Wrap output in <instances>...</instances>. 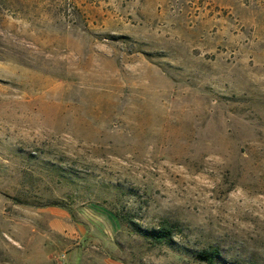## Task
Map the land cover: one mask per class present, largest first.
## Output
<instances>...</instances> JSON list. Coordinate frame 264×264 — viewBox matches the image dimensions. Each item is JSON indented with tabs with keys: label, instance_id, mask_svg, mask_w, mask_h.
<instances>
[{
	"label": "rangeland",
	"instance_id": "1",
	"mask_svg": "<svg viewBox=\"0 0 264 264\" xmlns=\"http://www.w3.org/2000/svg\"><path fill=\"white\" fill-rule=\"evenodd\" d=\"M64 262L264 264V0H0V264Z\"/></svg>",
	"mask_w": 264,
	"mask_h": 264
},
{
	"label": "trees",
	"instance_id": "2",
	"mask_svg": "<svg viewBox=\"0 0 264 264\" xmlns=\"http://www.w3.org/2000/svg\"><path fill=\"white\" fill-rule=\"evenodd\" d=\"M173 228L169 224H164L158 229L145 230L144 234L146 237L156 240L157 242H170L173 236ZM219 255L218 250H213L212 252L201 253L198 255L204 262H214L215 258Z\"/></svg>",
	"mask_w": 264,
	"mask_h": 264
},
{
	"label": "crops",
	"instance_id": "3",
	"mask_svg": "<svg viewBox=\"0 0 264 264\" xmlns=\"http://www.w3.org/2000/svg\"><path fill=\"white\" fill-rule=\"evenodd\" d=\"M50 224L51 229L55 233L71 236L72 238L78 236L80 233H83L80 226H76L70 222L68 214H65L60 219L53 220Z\"/></svg>",
	"mask_w": 264,
	"mask_h": 264
},
{
	"label": "built area",
	"instance_id": "4",
	"mask_svg": "<svg viewBox=\"0 0 264 264\" xmlns=\"http://www.w3.org/2000/svg\"><path fill=\"white\" fill-rule=\"evenodd\" d=\"M64 258H65V257H62V260H64ZM64 264H65V262H64Z\"/></svg>",
	"mask_w": 264,
	"mask_h": 264
}]
</instances>
